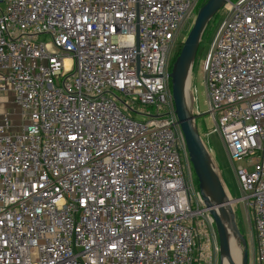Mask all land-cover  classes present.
I'll return each instance as SVG.
<instances>
[{
	"label": "built area",
	"instance_id": "2783aa9c",
	"mask_svg": "<svg viewBox=\"0 0 264 264\" xmlns=\"http://www.w3.org/2000/svg\"><path fill=\"white\" fill-rule=\"evenodd\" d=\"M199 1L0 0V94L14 105L0 101V264L207 258L214 220L171 85ZM222 9L202 64L207 111L264 264V0Z\"/></svg>",
	"mask_w": 264,
	"mask_h": 264
},
{
	"label": "water",
	"instance_id": "95a60500",
	"mask_svg": "<svg viewBox=\"0 0 264 264\" xmlns=\"http://www.w3.org/2000/svg\"><path fill=\"white\" fill-rule=\"evenodd\" d=\"M228 0H206L198 9L194 23L183 41L178 56L172 63L171 85L175 111L185 136L190 162L197 177L199 192L205 207L211 214L218 236L220 263L231 257V236L238 244L240 255L238 264H248V247L245 236L237 225L233 203L236 198L229 196L220 175L213 166L211 156L195 124V115L186 99L187 80L190 77L194 57L202 34L211 17Z\"/></svg>",
	"mask_w": 264,
	"mask_h": 264
},
{
	"label": "rangeland",
	"instance_id": "374dc122",
	"mask_svg": "<svg viewBox=\"0 0 264 264\" xmlns=\"http://www.w3.org/2000/svg\"><path fill=\"white\" fill-rule=\"evenodd\" d=\"M200 6L201 5H197V7H195V14L182 25L179 35L180 41L178 42L174 52L178 48L179 44H181V42L186 38L190 28L194 23L197 11ZM224 18L225 14L223 12V9L220 8L211 17L202 34L191 69V88L189 103L190 109L195 115V124L199 130L205 146L209 151L211 160L216 167L217 173L220 175L223 184L231 197L238 198L242 194L234 172V167L238 164V162H235L234 164L230 161L220 134L215 130V122L211 117V114L207 111L208 106L204 84V72L202 68L206 53L208 52L215 34ZM39 39L49 41L50 37L48 35H41ZM0 101L2 108L13 109L14 105L12 104L9 94H0ZM14 118L17 119V115H15ZM189 166L195 180L196 189L199 192L197 177L191 162L189 163ZM232 205L237 225L240 229V232L245 236L247 241L248 264H260L258 242L254 226L253 209L248 207L243 201H235ZM205 232V238L202 237L201 242L206 239L205 243H207V258L204 257L200 264H219V243L215 223L205 226Z\"/></svg>",
	"mask_w": 264,
	"mask_h": 264
},
{
	"label": "bare ground",
	"instance_id": "6f19581e",
	"mask_svg": "<svg viewBox=\"0 0 264 264\" xmlns=\"http://www.w3.org/2000/svg\"><path fill=\"white\" fill-rule=\"evenodd\" d=\"M190 88H191V74L187 80V89H186V99H187V103L189 107H190V103H189ZM213 166L216 170V167L214 164ZM239 255H240V251H239L238 244L236 243L234 236H231V257L233 258L236 264H238ZM223 264H230L227 258H223Z\"/></svg>",
	"mask_w": 264,
	"mask_h": 264
},
{
	"label": "trees",
	"instance_id": "16d2710c",
	"mask_svg": "<svg viewBox=\"0 0 264 264\" xmlns=\"http://www.w3.org/2000/svg\"><path fill=\"white\" fill-rule=\"evenodd\" d=\"M204 2H205V0L204 1L203 0H200L199 3H198V6L199 5H202ZM182 44H183V41L181 42V44H179L178 48L174 52L173 57H172V61H174L175 58L178 56V54H179V52L181 50ZM195 264H197V263H195Z\"/></svg>",
	"mask_w": 264,
	"mask_h": 264
}]
</instances>
